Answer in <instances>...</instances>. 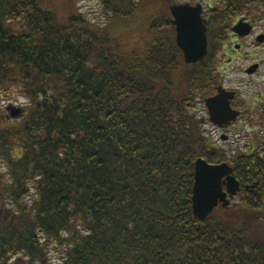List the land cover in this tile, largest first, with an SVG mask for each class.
Listing matches in <instances>:
<instances>
[{
    "label": "trees",
    "instance_id": "1",
    "mask_svg": "<svg viewBox=\"0 0 264 264\" xmlns=\"http://www.w3.org/2000/svg\"><path fill=\"white\" fill-rule=\"evenodd\" d=\"M147 1L99 0L111 29L74 5L0 0V102L29 101L0 113V264H264V150L231 156L199 117L223 84L231 20L264 0L216 8L194 65L169 13L144 48L115 37ZM200 158L241 184V203L206 220L192 201Z\"/></svg>",
    "mask_w": 264,
    "mask_h": 264
},
{
    "label": "rangeland",
    "instance_id": "2",
    "mask_svg": "<svg viewBox=\"0 0 264 264\" xmlns=\"http://www.w3.org/2000/svg\"><path fill=\"white\" fill-rule=\"evenodd\" d=\"M53 6L58 4L65 5V9L70 8L74 5L78 13L86 17L93 23L100 24L103 28H115V22H111L108 16H105L101 10L99 0H44ZM227 0H174L173 4H192L196 6L200 4L203 8L204 16L208 20H211L212 14L216 8L220 11L226 10L225 3ZM141 5L139 13L134 19L127 20L121 27L114 31L115 37H119L122 44L127 51L138 50L145 47L146 40L148 39L147 31L149 30L153 18L159 13L170 14V21L172 23L173 17H171V6H167L168 2L164 0H154L150 2H144ZM210 6L212 8L210 9ZM64 9V8H63ZM62 9V11H63ZM150 9V10H149ZM169 11V12H168ZM249 12L245 14H239L231 20L232 26L238 21L239 18L249 17L254 23H257V28L251 37L242 38L237 40H228L225 47L217 54V66L220 69V77L223 79L221 85L227 91H233L237 93L233 105L242 104L243 112L246 106L247 110L255 106L254 98L264 96V44H258L256 36L264 33V6L262 4H252ZM239 21V22H240ZM238 22V23H239ZM237 25V23H236ZM112 29V28H111ZM231 32V31H230ZM151 36V34H149ZM147 42H151V37ZM236 46H239V50H236ZM236 51H239L237 54ZM230 56L234 57V60L230 63ZM262 64L260 72L257 74L248 75L246 69L255 65ZM29 101L20 94L19 91H15L13 94L12 101L0 102V113L2 117L10 115L11 112L7 109L16 108L27 110ZM201 112L199 113L200 118H204L205 125L204 130L212 142L220 145L222 148L231 154L235 155L237 151H246V146L249 142H253L256 137L254 129L256 130L257 123L255 121L248 122L249 127L246 128L244 123L240 120L233 126L226 128H219L214 126L209 121L208 111L205 104ZM254 110V109H253ZM253 113V112H252ZM226 137V140H223ZM259 137V136H258ZM264 141V140H263ZM263 141L261 142L263 144ZM260 144V143H259ZM261 144V145H262ZM259 145V146H261ZM240 195L237 196L232 204L239 205L241 203ZM222 208L219 206L217 209ZM216 209V210H217ZM57 253L51 252V259L53 263L57 262Z\"/></svg>",
    "mask_w": 264,
    "mask_h": 264
},
{
    "label": "water",
    "instance_id": "3",
    "mask_svg": "<svg viewBox=\"0 0 264 264\" xmlns=\"http://www.w3.org/2000/svg\"><path fill=\"white\" fill-rule=\"evenodd\" d=\"M172 24L176 28V43L183 53L187 65L202 62L208 55V26L203 18V8L190 4L171 6ZM253 27L245 20L232 28V32L241 37L250 36ZM264 43V36L257 38ZM239 49V47H236ZM258 65L248 69V74H254ZM236 93L219 87L218 93L206 99L210 122L220 128L227 127L240 117V112L232 107ZM11 117L17 119L23 113L22 109L9 108ZM223 137V140H226ZM241 192V184L234 175V169L228 164H210L205 159L195 163V183L193 188V211L197 218L206 220L219 207L228 208L232 200Z\"/></svg>",
    "mask_w": 264,
    "mask_h": 264
},
{
    "label": "flooded vegetation",
    "instance_id": "4",
    "mask_svg": "<svg viewBox=\"0 0 264 264\" xmlns=\"http://www.w3.org/2000/svg\"><path fill=\"white\" fill-rule=\"evenodd\" d=\"M192 5V4H191ZM198 5H200V4H198ZM198 5H196V6H198ZM211 4H209V7H210V9L212 8V6H210ZM193 6V5H192ZM203 17H204V19L205 20H207L206 18H205V16H204V12H203ZM241 19H243V18H239L238 19V21L236 22V23H238ZM244 19H246L245 20V22H247V23H250L251 25H252V27H253V30H252V32H251V34H250V36H248V37H251L252 35H253V33L255 32V29L257 28V23H254L252 20H251V18H247V17H245ZM236 23L230 28V31H231V34H230V36H229V40H231L232 39V41L234 40H237V38L239 39H242L241 37H239V36H237V35H235L233 32H232V28L236 25ZM173 25V24H172ZM260 36H264V33L263 34H260V35H257L256 36V39L258 38V37H260ZM248 37H246V38H248ZM264 44V43H263ZM236 47H239V46H236ZM236 50H239L240 51V49H236ZM239 51H236L237 52V54L239 53ZM234 60V57H232V56H230V63L232 62ZM256 65V64H255ZM259 67H258V69H257V71L254 73V74H258L259 72H260V70H261V67H262V64H257ZM254 66V65H253ZM252 67V66H251ZM251 67H249L248 69H250ZM248 69H246V74H248ZM253 74V75H254ZM248 75H252V74H248ZM219 89V88H218ZM218 89H217V92H216V94L218 93ZM254 102H255V106L254 107H252V108H250V110H247V108H246V106H244V109L243 110H245L244 112L241 110H238L239 112H240V117H239V119L237 120V121H235V122H233L232 124H230L228 127H225L226 129H228L229 127H233L239 120L242 122V123H244L245 125V127L246 128H248L249 127V125H248V122H253V121H255L256 123H257V126H256V130L254 129V134H256V137H257V139L255 138L254 139V141L253 142H249L248 144H247V146H246V150H248V151H253V150H255L256 149V151L258 150V151H262V150H264V96L261 98L260 96L259 97H255L254 98ZM232 106H233V108L235 109V110H237V109H242V104H237V105H233L232 104ZM237 107H239V108H237ZM254 109V110H253ZM253 112V113H252ZM224 129V128H223ZM259 136V137H258ZM263 141V144L261 143ZM260 143V144H259ZM262 144V145H261ZM259 145H261V146H259ZM240 195V194H239Z\"/></svg>",
    "mask_w": 264,
    "mask_h": 264
}]
</instances>
